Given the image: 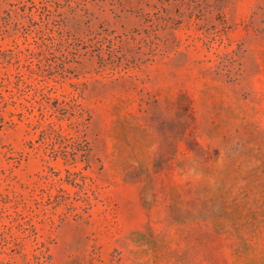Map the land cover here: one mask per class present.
Segmentation results:
<instances>
[{"label":"rangeland","instance_id":"1","mask_svg":"<svg viewBox=\"0 0 264 264\" xmlns=\"http://www.w3.org/2000/svg\"><path fill=\"white\" fill-rule=\"evenodd\" d=\"M60 28L88 165L15 85ZM0 264H264V0H0Z\"/></svg>","mask_w":264,"mask_h":264},{"label":"trees","instance_id":"2","mask_svg":"<svg viewBox=\"0 0 264 264\" xmlns=\"http://www.w3.org/2000/svg\"><path fill=\"white\" fill-rule=\"evenodd\" d=\"M59 34V39L50 36L28 41L26 38L24 48L21 49V53L25 56L24 63L21 64L20 60H17L18 68L14 74L15 85L20 96H30L41 107L40 116L36 118L34 128L40 129V136L52 140L47 155L53 158L61 157L71 163L85 161L88 165L90 152L86 138L88 114L80 102L81 93L74 90L58 97L56 96V86L53 84L60 78L68 76L66 73L70 69L66 67V64L77 62L80 56L79 49L69 50L72 35L64 31L63 28H60ZM53 47H56L57 50L63 48L61 56H65V60L56 66L55 71L45 69L46 73L44 74L41 71L40 56L43 55L44 50H51ZM67 56H71V58ZM35 59H38L37 63H34ZM33 65H36L38 71L34 70ZM23 69H26L27 72H24ZM47 79H51L53 83L51 84ZM10 99L12 104L20 107V115H24L25 111L32 112V105H27L29 100L18 102L13 100V96ZM3 100L6 105L7 101ZM63 122L66 124L63 125ZM84 202L89 204V195L86 196Z\"/></svg>","mask_w":264,"mask_h":264}]
</instances>
